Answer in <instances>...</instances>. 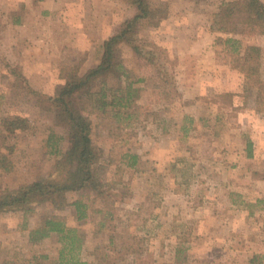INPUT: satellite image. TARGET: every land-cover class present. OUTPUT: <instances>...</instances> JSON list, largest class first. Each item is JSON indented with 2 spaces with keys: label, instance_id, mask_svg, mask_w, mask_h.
<instances>
[{
  "label": "rangeland",
  "instance_id": "1",
  "mask_svg": "<svg viewBox=\"0 0 264 264\" xmlns=\"http://www.w3.org/2000/svg\"><path fill=\"white\" fill-rule=\"evenodd\" d=\"M241 1L148 0L157 16L137 28L141 54L117 50L124 86L139 89L131 123L86 112L103 150L102 193L67 194L70 204L88 200L83 220L74 206L51 204L0 213V264H60L62 255L87 264H264V26L244 16L234 31L220 24ZM135 13L128 0H0V119L30 123L8 136L0 121L10 163L0 196L59 178L54 167L71 145L55 109L30 89L54 96L85 75ZM251 46L261 49L257 75L245 62ZM127 154L138 156L134 167ZM54 216L76 232L35 241ZM74 238L82 246L70 251Z\"/></svg>",
  "mask_w": 264,
  "mask_h": 264
},
{
  "label": "trees",
  "instance_id": "2",
  "mask_svg": "<svg viewBox=\"0 0 264 264\" xmlns=\"http://www.w3.org/2000/svg\"><path fill=\"white\" fill-rule=\"evenodd\" d=\"M136 13L133 18L126 21L121 30L111 36L104 43V53L100 63L89 70L85 75L75 74L62 85L54 96L43 94L30 89L35 95L37 104L56 111L57 122L69 136L70 148L57 161L54 171L59 178H38L28 184H22L16 191H10L0 196V213L6 212H33L36 206L51 204L56 210H64L68 206H74L77 219L83 220L88 217L89 202L80 197L70 204L68 193H80L93 191L102 193L103 184L100 175L104 166L103 150L94 142V122L86 115L90 109H96L102 113H108L117 122L131 123L134 117L130 113L133 108L139 89L134 88L133 82L124 86L123 65L117 59V50L122 44L132 46L134 51L141 54L137 45V28L144 21L153 22L156 19V11L150 6L148 0H128ZM237 16H244L255 24L264 26V4L260 0H243L227 5L226 14L222 22V30L234 31L240 23ZM235 19V22L227 24L226 21ZM159 24V20L155 22ZM227 26V28H223ZM230 31V30H229ZM237 40L228 39L226 43ZM261 49L256 46L248 47L245 51V62L249 65L247 70L250 75H257L260 66ZM262 89L264 92V83ZM5 133L8 136L16 132L26 131L30 127L29 120L25 117L15 116L10 119H0ZM249 152L252 143L247 145ZM128 167H134L138 163L137 155L127 154L123 158ZM9 160L6 154L0 153V169L10 170ZM76 230L68 228L61 217H48L40 231V237L35 241L49 237L51 233L63 235ZM39 233V232H38ZM70 251L81 248V239H71ZM76 244L78 246H76ZM65 249H67L65 247ZM60 264H87L81 259H63Z\"/></svg>",
  "mask_w": 264,
  "mask_h": 264
}]
</instances>
